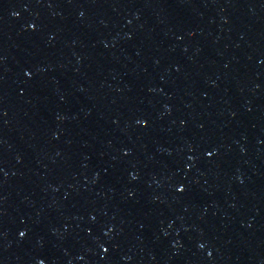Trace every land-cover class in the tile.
<instances>
[{"label": "water", "instance_id": "1", "mask_svg": "<svg viewBox=\"0 0 264 264\" xmlns=\"http://www.w3.org/2000/svg\"><path fill=\"white\" fill-rule=\"evenodd\" d=\"M0 257L264 264V0H0Z\"/></svg>", "mask_w": 264, "mask_h": 264}]
</instances>
